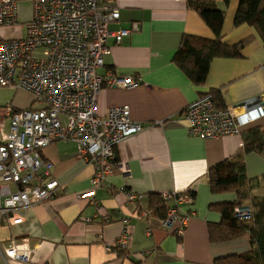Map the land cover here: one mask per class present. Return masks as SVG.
<instances>
[{
	"label": "crops",
	"instance_id": "0c3cea01",
	"mask_svg": "<svg viewBox=\"0 0 264 264\" xmlns=\"http://www.w3.org/2000/svg\"><path fill=\"white\" fill-rule=\"evenodd\" d=\"M110 1L119 11L118 20L109 24L111 30L138 23V29L119 43L108 38L110 52L96 70L99 75L114 71L139 82L132 88L103 86L96 95L98 114H105L111 106L128 105L131 118L144 124L140 132L116 147V157L127 171L117 167L96 189V203H91L76 198L91 188L93 168L75 158V143L57 141L44 147L42 155L52 162L53 175L65 184L66 191L52 201L28 208L19 224L0 222L1 252L23 240L32 249L27 261L3 258L0 253V264H214L216 258L248 251L247 234L224 240L210 238V226L221 221L218 205L232 203L237 197L232 188L211 192L208 171L221 160L243 154L247 176H259L264 172L263 155L243 153L239 136L203 139L190 135L182 111L209 91L228 107L264 97L263 40L253 26L233 24L239 0L227 4L215 0L224 11L223 40L228 44L244 39L247 42L241 48V57L213 58L204 83L196 85L172 61L173 53L184 33L209 39L214 34L185 0ZM31 16L30 1H20L17 23L0 27V37L24 36ZM8 106L25 109L38 104L22 88L0 86V141L8 130ZM256 123L264 127V117ZM120 187L142 196L130 203L117 190ZM262 187L263 181L258 182L250 195H258L257 191L263 195ZM186 190L193 192V197L178 206L182 212L193 211L195 215L183 235L176 236L161 225L163 208H156L155 203L160 193ZM150 208L153 211L147 219L135 213ZM124 217L130 219V253L120 255L113 244ZM147 249L150 254L141 258L140 252Z\"/></svg>",
	"mask_w": 264,
	"mask_h": 264
},
{
	"label": "built area",
	"instance_id": "2783aa9c",
	"mask_svg": "<svg viewBox=\"0 0 264 264\" xmlns=\"http://www.w3.org/2000/svg\"><path fill=\"white\" fill-rule=\"evenodd\" d=\"M0 0V27L17 23L18 3ZM32 16L25 24V35L15 39L0 37V86L22 88L33 95L38 107L5 108L8 130L0 141V222L19 224L28 208L52 201L66 191L65 184L53 175V164L42 149L57 141L75 143V158L93 168L91 188L76 198L96 203L95 192L117 167L127 168L116 157V147L126 137L138 133L144 124L130 116L128 105H115L105 114L96 112V95L103 86L132 88L139 82L132 76L107 71L97 74L110 52L108 38L115 43L138 29L111 30L109 24L119 18L117 6L110 0H28ZM187 131L203 139L239 136L264 117V97L257 96L234 107H216L205 94L182 111ZM128 202L142 196L125 187L117 189ZM189 190L163 192L166 204L161 225L172 234L182 236L193 211L182 212L181 202H190ZM147 219L150 209L135 211ZM249 205L234 208L237 218L251 216ZM90 221V218H83ZM122 229L115 248L129 254L130 219H122ZM149 233V229H147ZM109 249V245L106 246ZM32 251L23 240L12 243L1 256L27 261ZM151 250L140 252L145 258Z\"/></svg>",
	"mask_w": 264,
	"mask_h": 264
},
{
	"label": "trees",
	"instance_id": "16d2710c",
	"mask_svg": "<svg viewBox=\"0 0 264 264\" xmlns=\"http://www.w3.org/2000/svg\"><path fill=\"white\" fill-rule=\"evenodd\" d=\"M230 0H224L227 4ZM186 6L194 10L202 21L214 34V38H204L197 35L182 34L179 45L172 56L178 67L196 85L204 83L210 62L215 57L236 58L241 57V48L247 39L237 43L228 44L223 40L222 25L224 11L219 9L215 0H185ZM248 24L253 26L260 35L264 44V0H239L234 15L233 24ZM216 107H224L219 96L209 91ZM243 153L257 152L264 158V127L256 123L242 132ZM209 187L211 192L233 189L236 200L232 203L219 204L221 221L209 228L210 238L230 239L247 234L250 240V249L240 254L216 258L214 264H264V194L250 195V190L260 181H264V172L255 177H248L243 161V154L221 160L208 171ZM193 197V192H189ZM191 197V198H192ZM246 200V201H244ZM246 203H241V202ZM248 204L251 216L242 219L234 214L238 205ZM156 208H163L165 215L166 204L161 200L160 194L156 199ZM151 211L152 208H150ZM118 254L125 253L119 249Z\"/></svg>",
	"mask_w": 264,
	"mask_h": 264
},
{
	"label": "rangeland",
	"instance_id": "374dc122",
	"mask_svg": "<svg viewBox=\"0 0 264 264\" xmlns=\"http://www.w3.org/2000/svg\"><path fill=\"white\" fill-rule=\"evenodd\" d=\"M260 192H261V191H257V194L260 195ZM262 194H264V181H263V187H262ZM241 203H246V202L243 201V202H241ZM248 204H250V203H247L246 205H248ZM244 205H245V204H244Z\"/></svg>",
	"mask_w": 264,
	"mask_h": 264
}]
</instances>
